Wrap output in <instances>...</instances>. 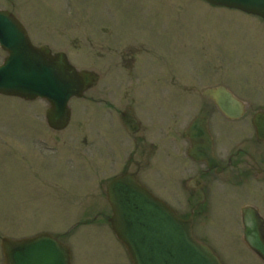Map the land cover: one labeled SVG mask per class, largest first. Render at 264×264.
Listing matches in <instances>:
<instances>
[{"label": "rangeland", "instance_id": "374dc122", "mask_svg": "<svg viewBox=\"0 0 264 264\" xmlns=\"http://www.w3.org/2000/svg\"><path fill=\"white\" fill-rule=\"evenodd\" d=\"M0 9L17 16L33 44L65 51L79 69H91V55H80L91 52L86 39L99 33L107 39L99 30L107 27L112 31V41L135 37L158 43L163 59L177 65L182 80L188 76L186 42L200 35L222 44L223 66L242 94L248 92L255 77H264V22L235 9L212 7L202 0H0ZM4 57L0 50V64ZM70 106L73 115L69 127L55 135L43 123L46 105L41 99L27 103L0 95V239L58 234L83 216L85 208L96 204L94 201L101 202L96 198L100 192L93 196L91 190L99 177L114 169L106 164L101 172H92L90 164L74 163V149L86 154L94 146L102 149L108 144L92 133L91 105L71 101ZM164 125L160 121L155 129ZM122 138L119 133L110 139L111 146L117 147L112 158L121 159ZM54 145H60L62 152L39 151ZM71 198L80 203L75 204L79 209L77 218L78 209L68 203ZM213 199L210 217L221 220L218 230L222 239L233 241L232 229L237 226L239 206L245 200L231 188L216 191ZM105 208L98 204L93 209L108 212ZM90 219L95 218L90 215ZM62 242L71 251V264H131L104 218L80 224ZM227 253L233 264H257L248 258L240 262L244 255L240 245L229 247Z\"/></svg>", "mask_w": 264, "mask_h": 264}, {"label": "flooded vegetation", "instance_id": "af4514ba", "mask_svg": "<svg viewBox=\"0 0 264 264\" xmlns=\"http://www.w3.org/2000/svg\"><path fill=\"white\" fill-rule=\"evenodd\" d=\"M103 32L105 40L91 37V71L99 75L86 102L92 133L106 144L122 133L120 172L132 173L181 218H191L195 238L228 262L227 248L247 247L242 227L233 241L221 238L218 221L209 216L216 191L231 188L255 210L264 231V77L257 78L260 86L252 84L241 94L223 66L222 44L200 35L186 42L190 57L187 80H182L158 43L121 37L117 44L107 27ZM223 91L232 105L244 101L242 116L228 118L218 109L215 99L222 100ZM160 121L166 125L156 130ZM191 126L195 133L188 131ZM102 149H91V161L105 159L108 148ZM193 149L201 155L194 160L189 157ZM91 166L96 171L102 163ZM247 250L244 258L263 264Z\"/></svg>", "mask_w": 264, "mask_h": 264}, {"label": "water", "instance_id": "95a60500", "mask_svg": "<svg viewBox=\"0 0 264 264\" xmlns=\"http://www.w3.org/2000/svg\"><path fill=\"white\" fill-rule=\"evenodd\" d=\"M264 19V0H204ZM0 45L7 53L0 66V94L25 100L44 99L48 125L63 129L69 122L68 102L91 84V73L76 71L62 53L31 45L26 31L8 11H0ZM228 117L242 110L218 103ZM107 201L111 227L132 264H221L212 251L194 241L191 223L178 218L130 175L110 182ZM248 241V239H247ZM249 242V241H248ZM264 259V246L252 245ZM4 264H71L69 249L48 234L31 238H3Z\"/></svg>", "mask_w": 264, "mask_h": 264}]
</instances>
